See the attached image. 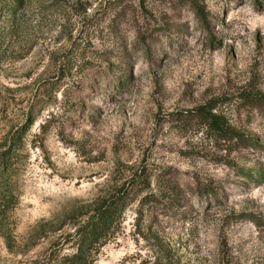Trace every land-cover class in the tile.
<instances>
[{"label": "rangeland", "instance_id": "1", "mask_svg": "<svg viewBox=\"0 0 264 264\" xmlns=\"http://www.w3.org/2000/svg\"><path fill=\"white\" fill-rule=\"evenodd\" d=\"M110 198L94 264H264V0H0V264Z\"/></svg>", "mask_w": 264, "mask_h": 264}, {"label": "trees", "instance_id": "2", "mask_svg": "<svg viewBox=\"0 0 264 264\" xmlns=\"http://www.w3.org/2000/svg\"><path fill=\"white\" fill-rule=\"evenodd\" d=\"M211 121L219 126L216 117L212 116ZM124 202V199L110 198L97 205L73 237L74 243L71 244L76 251L63 257L53 254L47 264H94L110 236L121 225L126 206Z\"/></svg>", "mask_w": 264, "mask_h": 264}]
</instances>
